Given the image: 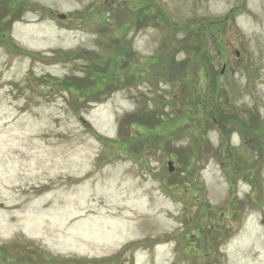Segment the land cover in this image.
Returning a JSON list of instances; mask_svg holds the SVG:
<instances>
[{
	"label": "rangeland",
	"instance_id": "rangeland-1",
	"mask_svg": "<svg viewBox=\"0 0 264 264\" xmlns=\"http://www.w3.org/2000/svg\"><path fill=\"white\" fill-rule=\"evenodd\" d=\"M0 264H264V0H0Z\"/></svg>",
	"mask_w": 264,
	"mask_h": 264
},
{
	"label": "water",
	"instance_id": "water-1",
	"mask_svg": "<svg viewBox=\"0 0 264 264\" xmlns=\"http://www.w3.org/2000/svg\"><path fill=\"white\" fill-rule=\"evenodd\" d=\"M58 18H60V19H64L65 16L62 15V14H59V15H58ZM236 55L238 56V54H236ZM224 67H225V66L223 65V69H222L221 73H223ZM167 166H168V170H169V172H172L174 168H173V166H172V162H171V161H169V162L167 163Z\"/></svg>",
	"mask_w": 264,
	"mask_h": 264
},
{
	"label": "trees",
	"instance_id": "trees-1",
	"mask_svg": "<svg viewBox=\"0 0 264 264\" xmlns=\"http://www.w3.org/2000/svg\"><path fill=\"white\" fill-rule=\"evenodd\" d=\"M77 87V86H76Z\"/></svg>",
	"mask_w": 264,
	"mask_h": 264
}]
</instances>
